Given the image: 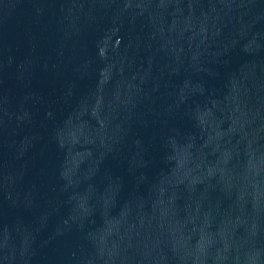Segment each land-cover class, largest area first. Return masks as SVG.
<instances>
[{"label": "water", "instance_id": "water-1", "mask_svg": "<svg viewBox=\"0 0 264 264\" xmlns=\"http://www.w3.org/2000/svg\"><path fill=\"white\" fill-rule=\"evenodd\" d=\"M0 264H264V0H0Z\"/></svg>", "mask_w": 264, "mask_h": 264}]
</instances>
